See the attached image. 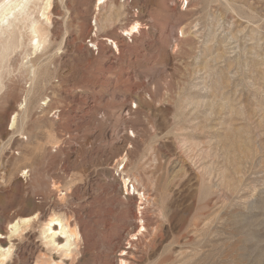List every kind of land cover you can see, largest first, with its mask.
<instances>
[{
  "label": "rangeland",
  "instance_id": "rangeland-1",
  "mask_svg": "<svg viewBox=\"0 0 264 264\" xmlns=\"http://www.w3.org/2000/svg\"><path fill=\"white\" fill-rule=\"evenodd\" d=\"M53 1L38 80L0 59L8 260L64 258L45 230L61 217L70 264H117L142 201L128 264H264V0ZM19 216L36 218L5 239Z\"/></svg>",
  "mask_w": 264,
  "mask_h": 264
},
{
  "label": "bare ground",
  "instance_id": "bare-ground-1",
  "mask_svg": "<svg viewBox=\"0 0 264 264\" xmlns=\"http://www.w3.org/2000/svg\"><path fill=\"white\" fill-rule=\"evenodd\" d=\"M108 1L109 0H96V2H97L96 5L101 6L102 4L107 3ZM56 2H54L53 0H0V40L2 38L5 39V42H3V43L0 42V59L4 60V59L8 58L10 55L14 54L13 56H11L13 59L12 58L11 59H12L14 64H18L20 66V69H21L22 73L24 74L22 79H26V83H28L29 81H30V83H34L36 81V79L39 77V74H40L39 73V67L36 66L37 63L36 64L34 63L33 57L38 52H44L45 49L47 48V43L49 40V39H47V32H48L47 30L48 29L46 30V28L44 27V25L42 23V20L44 19V20H46V22H49L51 20L50 14H52L53 12H46V11L50 9V7L53 3L56 4ZM55 4H54V7H55ZM56 6H57V4H56ZM36 7H38V8H36ZM40 14L43 17V19H40V17H39ZM95 21H96V19H95ZM95 25H97V24H95ZM93 28L91 27V30H90L91 32L93 31ZM141 28H143L142 23L139 20H134L133 23H131L129 26H126L122 30L125 33V34H123V37L124 36H129V37L132 36L133 37V35L135 36V33L139 32ZM96 31H97V28L95 29L94 36L96 35ZM10 34H13V38L11 41H8L9 39L7 40V36ZM108 39H110V38H108ZM117 40H115V39L109 40V41H111V44L114 47L115 51H119V46H118ZM119 41H120V39H119ZM107 42H108V40H107ZM95 45L97 46L98 44L95 43ZM97 48H98V46H97ZM36 56L37 55H35V57ZM7 62H9V61H7ZM44 64L46 65V63H44ZM45 65H43V66H45ZM47 65H48V63H47ZM40 68H41V66H40ZM44 70H45V68L42 69V71H44ZM41 73H43V72H41ZM31 86L33 87V84H31ZM22 91L25 92V96H24L23 101H21V104H24V106H25L26 99L28 98V97L26 98V96L29 94L30 90L28 89V90H22ZM44 104L48 105V103H44ZM27 110H28V108H27ZM24 112H25V109H24ZM24 116H26V114ZM11 124H12V126L17 128L18 116H17L16 112H15L14 116L12 117ZM125 158H126V156L121 157L122 160ZM28 172H29V170L25 169V171L23 172V175L25 176L26 174H28ZM126 179H124L125 183H126ZM128 179H131V178L129 177ZM125 189H126L127 193L129 194V189L126 186H125ZM139 195H142V194H139ZM138 198L140 200H142L141 196ZM141 203H142V201L138 202L137 213H138V216H140L139 217L140 219H138V221L141 220L142 222L136 223L135 228L130 231L129 237H131V238H127V240H128L127 246H128V244H129V246L125 247V246H123L124 244L122 243L123 245H120L118 247L117 252H116L117 264H128L127 263L129 260L128 255L130 253L128 248H130L133 244L132 241L134 238H132V237H135V236L142 233V228L144 227V220H143V218H141L142 212H143V211H141V209L144 207H141ZM26 218H30V219H26ZM35 218H36V216L35 217L34 216L33 217L32 216H30V217H25V216L23 217L22 216V217L18 218L15 222H9V223L10 224L15 223L17 228L19 229V233H20L21 231L23 232V230L27 229L31 225L32 221ZM64 219H62L61 217H52L49 220V223L48 224L46 223L47 228L45 230L47 232H49V233H47V236L50 237L51 242L53 244H55V246L58 247V248L56 247L55 249H59V250L62 249L64 256L66 257V258L65 257L64 258L54 257L53 260L51 259L53 262L52 263L49 262L50 264H68L69 263L68 259L72 253L73 246H74V248L78 247V240H79L80 234H81V233H79L80 232L79 228H78L76 223L71 225L70 221H68L67 219L66 220H64ZM57 226H59V230H58L59 233L63 234L65 239L64 238L62 239V237L57 236V234H58V232L56 230ZM139 228H141V229H139ZM12 231H14V229H10V231H9L10 234L8 233V235H9L8 237H10ZM1 237H2V234L0 232V261L4 262V264H16L10 260L3 261V257L5 255H7L5 249L8 247H11V246H7L4 241H1ZM13 245H15V244H13ZM15 254H17V253L15 252ZM10 258H11V255H10L9 259Z\"/></svg>",
  "mask_w": 264,
  "mask_h": 264
},
{
  "label": "snow or ice",
  "instance_id": "snow-or-ice-1",
  "mask_svg": "<svg viewBox=\"0 0 264 264\" xmlns=\"http://www.w3.org/2000/svg\"><path fill=\"white\" fill-rule=\"evenodd\" d=\"M36 216L38 218L39 214L37 213ZM26 219H30V218H26ZM8 227H9V229H14V231H12V233H11L12 236H15V235H19L20 234L19 233V229L17 228V226H16L15 223L9 224ZM5 239H10V237H7ZM5 251H6L7 255H5L3 257V261H7L9 259V257H10V255H11V253H12L13 250H12L11 247H8V248L5 249ZM0 264H2V262H0Z\"/></svg>",
  "mask_w": 264,
  "mask_h": 264
}]
</instances>
